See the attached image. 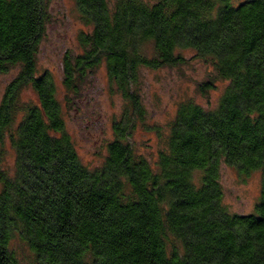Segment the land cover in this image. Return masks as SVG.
Masks as SVG:
<instances>
[{
  "label": "trees",
  "instance_id": "obj_1",
  "mask_svg": "<svg viewBox=\"0 0 264 264\" xmlns=\"http://www.w3.org/2000/svg\"><path fill=\"white\" fill-rule=\"evenodd\" d=\"M83 30L61 58L62 101L37 54L50 0H0V264H264V0H73ZM211 66L203 107L184 100L163 127L148 126L140 70L186 55ZM103 67L122 99L99 165L80 159L66 127ZM30 92L24 100L22 94ZM157 137L154 158L133 133ZM13 161L1 167L4 144ZM260 173L248 214L223 201L221 165Z\"/></svg>",
  "mask_w": 264,
  "mask_h": 264
},
{
  "label": "rangeland",
  "instance_id": "obj_2",
  "mask_svg": "<svg viewBox=\"0 0 264 264\" xmlns=\"http://www.w3.org/2000/svg\"><path fill=\"white\" fill-rule=\"evenodd\" d=\"M51 20L46 27L45 36L37 54L39 71H49L55 79L57 96L62 101L64 88L61 84L60 61L69 50L77 49L76 38L83 25L74 9L73 0H50ZM186 63L174 68L159 70L141 69V98L148 118V126L163 127L172 119L176 106L184 100H192L203 107L212 105L223 89V82H217V88L206 95L199 93V84L212 74L211 66L186 55ZM13 73L0 74V100L6 84ZM24 100L31 97L30 92L22 94ZM122 99L108 88V79L103 67L94 74L92 83L81 91L79 99L72 107H63L66 127L75 144L81 161L89 168L99 165L105 153V144L112 140V120L118 118ZM133 141L138 153L149 159L154 158L157 137L152 131L138 127L133 133ZM1 167L8 168L13 161V153L5 142ZM260 173L250 172L243 176L235 168L221 165V187L224 190L223 201L231 213L248 214L258 201L260 191ZM22 264H32L22 245L15 244Z\"/></svg>",
  "mask_w": 264,
  "mask_h": 264
}]
</instances>
